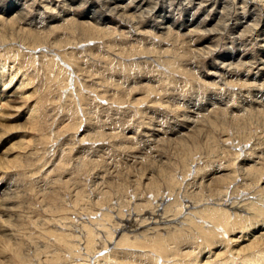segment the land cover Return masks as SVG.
<instances>
[{
  "label": "rangeland",
  "instance_id": "374dc122",
  "mask_svg": "<svg viewBox=\"0 0 264 264\" xmlns=\"http://www.w3.org/2000/svg\"><path fill=\"white\" fill-rule=\"evenodd\" d=\"M115 1L119 2L120 0H115ZM123 1H125L124 3L125 11L124 12H126L127 14L131 13L130 15L131 17H133V21L130 20V17H126V16L119 17V15L115 14V12L109 13V11L103 7V3L101 0H73V1L72 0L71 1L70 0H67V1H64V0H51L50 1L49 0V4H47L48 6L42 4V0H0L1 10L2 11L6 10L5 14H3L2 12V14L0 15V18L5 19L8 15H11L9 18L13 19L12 27L8 29V25L6 23V25H4L5 29H3L2 32L0 33V34H5V35L8 34V38H9L6 43L4 42L6 46L0 47V54L3 56L1 57V59L6 63V66H7L6 70H8L6 71V77L4 78V81L11 79L10 71L12 67L15 66L14 69L16 71L17 69H20L19 67H21L20 69L21 72L19 70L20 74H18L19 76H17L18 78L16 77L17 79H15L14 82L10 84V86L8 85V87H4L2 85V82H0L1 98L4 97V95L6 94L7 97L3 98L4 102L9 99V101H11L10 106L11 107L13 106L12 108L7 107V109L6 108L0 109L1 113L2 111H4L3 113H5L4 115L5 121L3 120V123L2 124L0 123L1 125L0 127L3 128V130L0 128V131H1L0 142H7V144H5L6 145L5 149H2V153L0 152V155L1 154L3 155V156L1 155L0 158L2 160L3 158L7 157L6 155L4 156V152H5L6 154H8V157L11 159H15L18 156L19 157L17 159L18 160L21 159L20 161L16 160L20 163V165L19 163L14 164V165L12 164V166H8L6 164L5 166H7V169H6L7 171L4 170L5 171L4 172L1 170L2 173H5V178H4L5 182L7 181L6 183H9L8 188L5 189V193H3V195L7 194L6 199L8 198L11 199L10 200L11 207L14 210L11 209L9 211H6L7 209L4 210L5 208H3L4 206H2V209L0 210V214H1L0 215V225H1L0 227H2V229L0 230V234L3 233L4 235L13 237V239L11 240L13 244L19 240L16 243L23 244V246H21V250L23 254L26 257H28V259L31 260L30 261L31 264H44V263L49 264L48 262L50 261L52 257V252L50 254V249L51 251H53L52 249L54 248V246L52 245L53 243L52 241L54 239H49L51 238L49 234L46 233V231H43V228H45L44 224H48L49 227L50 225L51 226L55 225L58 230L61 229L63 231H67V233H69V231L72 228L74 229L73 231L76 232V236H79V237L81 236L82 238L83 237L82 235L84 233V230L82 232V229H83L82 224L89 222L88 220H90L89 219L91 218L90 216H94L100 211L99 209L96 213L93 214L90 211V208L92 207V205L90 204V201L94 202L96 197L99 198L101 197L100 195L102 193L109 191L111 189L110 187H112L111 184H114L113 185L114 191L112 192L113 195L115 194H119L120 196L122 194L126 195V193H123L121 191H119L120 193H118V187L120 185H125L127 183L125 181H127L129 177H132L131 179H133V177H136L137 175L136 178L138 179L139 176H141V174L139 173L140 172L139 167L137 165L135 167V162L138 161V158L135 159L133 157L135 156L136 153H138L139 151H141V149L144 148V145L146 143L145 135L146 133L150 134L148 132H152V129L154 130V126L152 125L154 122H156L155 124L160 125V128L163 127L164 125L168 126L169 129L168 128L166 129V127L164 126V130L163 128H161V130L169 132L170 130L173 131V129L179 130L177 125L181 124V122H186L189 120L195 121L196 124L193 126L196 128L194 129L195 131L194 130L193 131L196 132L197 134L193 135L192 137L197 136V138L195 137L194 139L196 140L193 139V141L190 139L191 140L190 145L192 148L194 146L193 148L194 150L195 148L196 149L199 148L200 152L196 153L197 158H200L203 161H205L208 158L209 159L215 158L213 161L215 162L216 165H220V164L227 165L226 163H228L229 161L233 162V159L235 158L236 154L232 152L234 155H230V154H227L228 152H225L224 150H222L226 148V146L229 147L231 145L236 146L240 144L242 145L245 144V145H248L249 147V144H248L250 143L249 139L251 136H254V135H255L254 137L258 138L260 142L264 141V118H263L264 108L262 109V108H249L248 107L249 105L253 106L255 101H262V103H264V94H263L264 93V84H263L264 83L263 82L264 81V78H263L264 77V53H263L264 49H260V45H259V44L264 45V33H263L264 32V18H263L264 14L263 13L261 14V12H264V8L260 6L261 4L259 5L260 1L262 0H250V1L246 0V5L248 4L247 6L238 5L235 3L234 0H224V1L216 0L215 2L208 1V4L206 3L204 4L206 7L204 6L203 8H200L199 5L197 4L205 0H200L197 3H196V0H184V1L183 0H179V1L178 0H128V1L122 0V3ZM63 2L65 3L62 4ZM209 2L211 3V5ZM250 2L254 3V5H251ZM65 4L67 5L65 6ZM189 4H191V6L194 8V13H192L193 10H190L191 11L190 13L185 12L184 9L186 5H189ZM233 5H235L236 8ZM120 7L122 11L123 8L122 6ZM52 8L54 11L52 10ZM251 8L252 9L254 8V9L252 10ZM67 10L69 11L66 13L65 18L69 19V21L59 22L61 25L59 23H58L59 25H56L53 22V20H56L57 17L59 18V16L57 15L59 14L62 15ZM221 10L222 11L224 10V11L222 12ZM244 12H246V16ZM238 13H241L242 16L245 17L244 23L246 24V29L244 31L242 30L238 32L237 35L233 36L231 30L234 29V27L236 29V27L238 26L237 25L238 21L235 20L236 18H238L237 17ZM20 15L21 17H23V19L22 18L20 19ZM160 16L161 17L164 16L163 18H167V19L163 20V18H160ZM227 18H228V21H227ZM18 20L20 22H18ZM75 21L80 22L81 25L76 23ZM162 21H164V23L166 22L165 25H161ZM239 21L241 22L240 19ZM117 22H120V23L117 24ZM82 23L85 24L87 30H84V28L81 27ZM21 24H23L22 25L23 27L21 26ZM76 24L80 26H76ZM91 24L95 25L93 26L94 30L92 31L88 29V27ZM250 24L252 25L254 29L250 27ZM42 27H44L45 29ZM123 27H125V29ZM173 27H174V30H173ZM36 28L39 31H35ZM97 29L100 32L99 34H96ZM22 31H29V32L31 31V33L34 32L33 34L35 35L37 34L36 38L39 39L38 41L41 43H46V45H48V43L49 45L53 43L54 47H51V49H54L55 50L54 53H56L57 55H62V57L58 56L57 58V55L54 57V58H57V60L59 61L58 64L60 67H62V69L58 67L53 68V67L48 66L47 64L48 59L40 56L42 54H45L43 53V50H46L45 48L42 50V52L39 51V53L34 54V55L33 54L31 55L27 52L23 58L18 56V52L16 51V49L18 48L19 45L28 47V45H26L22 40V38H25L26 36L25 32H22ZM140 31L142 33H140ZM201 31L203 32V34L201 33ZM91 33L95 35V38L90 40V42H84V41L81 42L78 45L79 48L74 50L78 54L79 59L78 58L75 59L73 57L72 59H70V53H72L73 51L72 50L73 44L79 42L78 38L81 39L80 37L83 38L85 37V34H91ZM161 33H164V34H161ZM183 33L185 34V37L184 36L182 37V35H184ZM188 33L190 34L188 35ZM145 34L147 35V37ZM175 35H176V38H175ZM173 37L176 39L175 42H174ZM101 38H104V39H101ZM54 40L55 42H53ZM70 40H72L74 43L72 44L69 43V45L66 44ZM258 40H261V42L258 43ZM0 42L3 43V41H0ZM147 42L149 43L151 42L150 43L151 47L148 46L150 44ZM152 43L159 50L156 48L154 49V46L152 45ZM145 46L146 48L148 47L147 49H149L150 54L148 53L149 51L145 49ZM206 46L211 47L210 50L207 47L209 51L206 49ZM214 47H215V50L213 53ZM198 48L201 49V51ZM203 48L207 50L206 54H204L203 51L205 50H203ZM9 49H11L12 51L8 52ZM191 49L193 51H191ZM49 50L50 48H48V50L46 51H49ZM152 50H155V51L152 52ZM185 51H187V54H186V58L184 59L183 54ZM143 55L146 57L143 58L144 57ZM137 56L139 57L143 56V57L139 58ZM231 56L233 58L232 61H235L234 63H232L233 66L232 67L224 66L226 63H227L226 65L231 64V60L226 61V58L228 57L227 59H229ZM140 59H142L141 60L142 63ZM185 61L188 63V66H185ZM69 62L71 63L73 62L74 64H76L77 66L74 65L76 66V68L73 65L71 68H67V64ZM133 63H134V66L132 67ZM138 64H140V68L139 67L134 68V67H137ZM213 65L215 68L221 66V69H222L220 73L217 72V74L219 75L217 81L214 79H210V76H209L213 73H216V71L211 69ZM70 69L71 71H73V76H71L72 78L71 81L68 80V71H70ZM221 74L223 75L225 74V77L223 78V75ZM245 74L247 75L246 76L247 84H245L244 78H243V75ZM23 75H25L27 80L30 81V84L28 86L15 90V87L18 85ZM142 75L143 76L146 75L147 79H149L150 82L147 84L146 82H144L142 83L141 86L137 84L130 85V82L133 81L135 78L143 79ZM255 76H258L257 81L252 80L255 78ZM240 80L243 82V84ZM215 81L220 82L218 83L219 85H215L214 83ZM252 82L253 83L255 82V84H252ZM226 83L229 85H227ZM230 84L234 86H231ZM262 84H263V87H262ZM237 85H240V86H237ZM152 87L155 91H151ZM76 90L77 91L79 90V91L76 92ZM155 92H157V94ZM101 94H104V95H101ZM245 95L246 97H243ZM135 97H137L138 100H141L140 98L146 99L145 97H148V99L147 101L146 100L142 102L139 101L140 103H136L135 101H133ZM230 97L236 98L235 101H234V98H230ZM255 98L257 100H254ZM117 99L119 100L117 101ZM220 99L221 101L224 100V102H226L225 104L223 103V106H225V108L222 107L221 110H220V107H218L217 109H213V107L211 109L209 108L208 110L213 109V114L212 112L210 114V116L213 118L209 116V118L211 119L209 118L207 119L208 115L204 111H203L204 113L201 111V107L203 105H206V107H208L209 103H211L212 101H215L218 104L221 102ZM160 103H162L163 106ZM168 104L171 107H169ZM239 105H241L242 107ZM237 106H238V109H237ZM33 107H36L37 113H38L36 115L35 123H33L31 120L28 119V116H29L28 110H30ZM0 108H1V105H0ZM236 109L238 110V112L239 111L240 112L238 113ZM221 112L224 113V115L222 114L223 116L221 115ZM1 113H0V117L2 115ZM25 113L27 114L25 115ZM218 113L221 116H219ZM194 114L196 116H194ZM214 114H218V115H215L217 116L216 118ZM187 115L189 117H187ZM199 115H200V118L198 117ZM231 115H233L234 117ZM236 115H238L239 117ZM201 116L203 117L201 118ZM204 116L206 118H204ZM191 117L193 120H191ZM249 117L250 119H248ZM146 120L149 122L147 123ZM150 120L153 122L152 124H150L151 123ZM201 121H204V122L202 123ZM214 122L216 124H219V126H217L218 130L217 129L214 130L215 129ZM197 127L199 130H197ZM232 127H234V129ZM87 128L88 129L90 128V129L88 130ZM110 128L115 132L114 133L109 132V131H112V130H109ZM200 128L204 132H200L201 131ZM131 129L133 130L132 132H131ZM81 130L82 132H80ZM87 130L89 131V133ZM99 130H100V134H99ZM134 130H137V131L139 130V131L137 132ZM129 131L132 133L131 134L132 142L133 143L135 142V144L132 143L134 147L133 145H127V146L124 145V142H126V137H124V134L126 135ZM75 133L76 135H74ZM210 133L211 134L214 133L215 135V139H212L211 141H209L210 138L208 139L207 137L209 136ZM232 133L233 135H230ZM91 134H93L94 137H92L93 135L90 136ZM97 135L98 137L100 136L101 140L103 139L102 142H104L103 143L104 145L101 144L102 142H100L101 141L100 138H96ZM216 135L218 137H216ZM72 136L73 138L75 137V139H73ZM87 136L88 137L90 136V137L87 138ZM226 137L228 139L227 143L226 141L224 142ZM82 138L83 140L80 141ZM167 138L165 137L166 141L169 140ZM71 139L74 141L75 140L77 141L74 142V141H71ZM88 139L91 141H89ZM231 139H234V140H231ZM195 141L198 143H196ZM67 142L68 143L70 142L69 146ZM73 142L75 144H73ZM194 142L195 144L193 145ZM71 143H72V146H71ZM91 143L94 147L90 145ZM162 143H164L165 145ZM223 143L225 144L224 147H223L224 145ZM97 144L100 145V147L101 146L102 147L98 148V146H96ZM115 144L116 146H113ZM158 144L160 146H157ZM158 144L153 145L157 149L154 150L155 149L154 147L152 151H150L149 155H151L152 158L162 157L160 158V160L162 159L161 161H164L162 162L163 163L162 165L164 164L169 165L168 168L169 170H171V168H174V167H172V165L169 164V161L167 159L169 160L172 159L174 163L180 162L181 160L178 159L175 155L177 153V150H175V146H172L173 147L172 149L171 145H169V144H173L171 142L169 143L161 142ZM1 145L5 146L4 144H0V146ZM216 145H218V147L216 148L217 149L216 152L215 153L210 152L209 148H211L212 146H216ZM20 146H22V148H20ZM117 146H120V147H117ZM128 146L133 147V148L130 149ZM87 147H89L90 149ZM114 147L117 149L119 148V151L121 153L120 152L118 153L117 149H115ZM123 147H128V148L123 149ZM207 147L209 150L208 152H207ZM82 148L85 150L86 153L82 151L83 150ZM107 148L109 149L111 148V149L109 150ZM159 148H161V151L159 150ZM162 148H164L165 151H163ZM200 148L202 149V151L200 150ZM94 149H97V150H94ZM121 149L123 150L121 151ZM134 149L136 152L133 151ZM88 150L90 152H88ZM106 150L107 152L111 151V154L110 153L106 154L107 153L105 152ZM131 150L133 152H131ZM71 151H73L72 154H71ZM96 151L98 152L95 153ZM203 151L205 154L203 153ZM92 152L94 153L93 155H92ZM104 152L106 154V157H105ZM115 152H117L118 154ZM220 152H223V153H220ZM80 155H81V158L83 157L82 159H80ZM94 155L95 156L100 155V158L99 156L95 157ZM107 155H109L108 158H107ZM117 155H119L118 158H117ZM88 156H89L90 161H88L89 160ZM58 157L59 159H57ZM138 157L140 159H143V158L146 159L144 160L145 162L143 161L142 163L145 164V166L147 165L146 167L148 166L152 167L151 169H155V171H157V169L161 166V165L159 166V164H155V167L151 165L152 163H151V160L149 161V159H152V158L150 156L149 158H147L146 156L145 157L142 156L143 157L142 158L141 155ZM216 159L217 161H215ZM97 160L100 162H97ZM102 160L104 161L105 165L107 164L106 166L104 165ZM62 161L68 162V163H62ZM85 161H86V164L84 163ZM121 161L125 165L122 164ZM59 162L62 163L60 164L61 167L59 165ZM116 162L118 163L116 164ZM127 163L128 165L126 166ZM80 164L84 165L82 166V169H81ZM109 164H113V165H110L111 166L110 167ZM62 165L63 166L66 165V166L63 167ZM85 166L88 167V170ZM93 166L94 167L97 166L98 170L94 168ZM107 166L109 168H107ZM180 166H178V169H181ZM56 168H58V171L60 172H58ZM99 168L101 171L99 170ZM84 170H87V171H84ZM93 172H96V173H93ZM117 172H119V174ZM88 173L90 175H88ZM91 173H93L94 175ZM104 174L106 175V177ZM110 175H112V177H110ZM162 175H163L162 177L166 175L163 180H167V176H169L168 171H163ZM102 176H104L106 179L104 177L101 178ZM61 177L63 179H61ZM114 177H116V180L114 179ZM108 178L110 179V181L108 180ZM53 179H56L58 182L62 181V183L61 182L58 183L57 181ZM179 179H181V176L179 177ZM108 182L109 183L111 182V184H109ZM164 182L166 183V181H163V183ZM66 187H68V189ZM213 188L215 189V187ZM43 189L45 190L46 193H44ZM46 189H48V191H46ZM64 189L67 191H65ZM98 190H100V192ZM79 192H81L80 196L77 197V195H79L78 194ZM3 195L1 196L2 200L4 198ZM82 195H84V197ZM130 195H132V193ZM7 196L9 197L7 198ZM76 197H77V202L75 201ZM114 198L116 199L119 197H114ZM80 202H81V205H80ZM9 217H14L15 221L17 222V225L12 228H9V227L5 228L2 225L6 223H3V222L8 220ZM68 217L70 220H67L68 221L67 222L65 220ZM1 221L3 224L1 223ZM70 226L71 228H69ZM65 229H68V230H65ZM25 239H27V242ZM47 240L49 241L52 240V241L49 242ZM41 245L43 246L41 247ZM59 248L60 250L62 249L66 251L65 252L66 254H65L64 251L61 250L62 254L71 257V252L67 251L66 248H64L62 245H60ZM8 254L9 252L5 253V255L3 256L0 255V261L6 260L8 258L11 260V257L12 258L15 257L14 254L12 255L10 254L8 255ZM45 256L48 258H46ZM78 258L82 259L80 258V256ZM91 264H94V261Z\"/></svg>",
  "mask_w": 264,
  "mask_h": 264
},
{
  "label": "bare ground",
  "instance_id": "6f19581e",
  "mask_svg": "<svg viewBox=\"0 0 264 264\" xmlns=\"http://www.w3.org/2000/svg\"><path fill=\"white\" fill-rule=\"evenodd\" d=\"M51 1V0H50ZM67 1V0H64ZM71 1V0H70ZM73 1V0H72ZM103 3V7L109 11V13H114L118 14L119 17H130V20L133 21V17H131V13L127 14L126 12H124V3L125 1L120 0L119 2H116L115 0H101ZM128 1V0H127ZM179 1V0H178ZM184 1V0H183ZM200 1V0H196V3ZM208 1H213L215 2L216 0H205L203 2H199L197 5H199L200 8H203L206 4H208ZM218 1V0H217ZM221 1V0H220ZM224 1V0H222ZM236 4L238 5H242L245 6L246 5V0H234ZM250 1V0H249ZM69 2V1H68ZM176 2V1H175ZM187 2V1H186ZM212 2V3H213ZM253 2V1H252ZM60 3V2H59ZM65 2H63L62 4H64ZM67 3V2H66ZM72 3V2H71ZM210 3V2H209ZM259 3V2H258ZM257 3V4H258ZM42 4L47 5L49 4V0H42ZM122 4V5H121ZM187 4V3H186ZM226 4V3H225ZM224 4V5H225ZM235 4V5H236ZM251 5H254V3H251ZM256 4V2H255ZM261 4V5H260ZM43 5V6H44ZM67 4H65L66 6ZM149 5V4H148ZM169 5V4H168ZM211 5V3H210ZM233 5V6H235ZM248 5V4H247ZM246 5V6H247ZM259 5L264 8V0L260 1ZM48 6V5H47ZM71 6V5H70ZM123 8V10L121 11V7ZM158 6V5H157ZM227 6V5H226ZM231 6V7H233ZM237 6V5H236ZM235 6V8H236ZM258 6V5H256ZM18 7V6H17ZM46 7V6H45ZM50 7V6H49ZM206 7V6H205ZM223 7V6H222ZM240 7V6H239ZM238 7V8H239ZM22 8V7H21ZM47 8V7H46ZM199 8V9H200ZM221 8V7H220ZM242 8V7H241ZM55 9V7H54ZM69 9V8H67ZM72 9V8H71ZM211 9V8H210ZM252 9V8H251ZM254 9V8H253ZM252 9V10H253ZM51 10V9H50ZM53 10V8H52ZM185 12L190 13V10H193L192 13H194V8L191 6V4L186 5L185 7ZM208 10V9H207ZM251 10V11H252ZM49 11V10H48ZM54 11V10H53ZM69 10H67L66 12H64V14L62 15H57L59 16V18L57 17L56 20H53V22L56 25H59V22H68L69 19L65 18L66 17V13ZM107 11V12H108ZM203 11V10H202ZM222 11V10H221ZM224 11V10H223ZM222 11V12H223ZM227 11V10H226ZM239 11V10H238ZM5 14L6 10L2 11L0 8V15ZM218 12V11H217ZM216 12V13H217ZM243 12V11H242ZM249 12V11H248ZM253 12V11H252ZM256 12V11H255ZM15 13V12H14ZM20 13V12H19ZM201 13V12H200ZM204 13V12H203ZM227 13V12H226ZM225 13V14H226ZM251 13V12H250ZM264 14V12H261V14ZM18 14V13H17ZM213 14V13H212ZM245 16H246V12H244ZM251 15V14H250ZM255 15V14H254ZM11 15H8L5 19L4 18H0V33L2 32L3 29H5L6 23L8 25V29H10V27H12L13 25V19L9 18ZM162 16V15H161ZM160 18H163L161 17ZM178 16V15H177ZM2 17V16H1ZM52 17V16H51ZM237 17L235 20L238 21L237 22V27L235 29H232V35H237L238 32L240 31H244L246 29V24L244 23V19L245 17L242 16L241 13L237 14ZM23 19V17H21L20 15V19ZM222 18V17H221ZM253 18V17H252ZM251 18V19H252ZM264 18V17H263ZM12 19V20H11ZM16 19V18H15ZM19 19V18H18ZM54 19V18H53ZM167 18H163V20H166ZM224 19V18H223ZM239 19L241 20V22L239 21ZM250 19V20H251ZM52 20V19H51ZM233 20V19H232ZM24 21V20H23ZM78 21V20H76ZM75 21V22H76ZM228 21V18H227ZM259 21V20H258ZM18 22H20L18 20ZM226 22V20H225ZM16 23V21H15ZM33 23V22H32ZM59 23V24H58ZM72 23V22H70ZM69 23V24H70ZM74 23V22H73ZM78 24H80V22H76ZM120 22H117V24H119ZM150 23V22H149ZM166 23V22H165ZM164 21L161 22V25H165ZM221 23V22H220ZM252 23V22H251ZM76 24V26H80ZM151 24V23H150ZM20 25V24H19ZM23 24H21L22 26ZM30 25V24H29ZM61 25V24H60ZM75 25V24H74ZM198 25V24H197ZM227 25V24H226ZM224 25V26H226ZM235 25V24H234ZM249 25V24H248ZM26 26V25H25ZM28 26V25H27ZM38 26V25H37ZM75 26V27H76ZM95 25L91 24L88 29L89 30H94ZM199 26V25H198ZM23 27V26H22ZM21 27V28H22ZM30 27V26H29ZM34 27V26H33ZM84 28V30H87L86 26L84 23H82V26ZM150 27V26H149ZM200 27V26H199ZM229 27V26H228ZM250 27H252V25L250 24ZM35 28V27H34ZM44 28V27H42ZM58 28V27H57ZM125 29V27H123ZM135 28V27H134ZM137 28V27H136ZM163 28V27H162ZM170 28V27H169ZM221 28V27H220ZM253 28V27H252ZM259 28V27H258ZM256 28V29H258ZM23 29V28H22ZM40 29V28H39ZM45 29V28H44ZM43 29V30H44ZM150 29V28H149ZM153 29V28H152ZM159 29V28H158ZM157 29V30H158ZM198 29V28H197ZM201 29V28H200ZM254 29V28H253ZM13 30V29H12ZM26 30V28H25ZM30 30V29H29ZM42 30V29H41ZM69 30V29H68ZM167 30V29H166ZM174 30V27H173ZM187 30V29H186ZM35 31H39L36 30ZM116 31V30H115ZM122 31V30H121ZM137 31V30H136ZM147 31V30H146ZM152 31V30H151ZM150 31V32H151ZM156 31V30H155ZM196 31V30H195ZM207 31V30H206ZM247 31V30H246ZM255 31V30H254ZM263 31V30H262ZM25 32L26 36L25 38H22L23 42L28 45V47H25L23 45H19L18 48L16 49V51L18 52V56H20L21 58H23L26 53L28 52L29 54H37L39 53V51L42 52V50L45 48L46 50H48V48H50L49 51L43 50V53L40 56L45 57L48 59V66L49 67H53V68H60L62 69V67L59 66V61L57 60L58 56L62 55H57L54 49H51V47H54L53 43H51L49 45H46V43H41L39 42L36 37L35 34L31 33V31H22ZM123 32V31H122ZM154 32V31H153ZM157 32V31H156ZM161 32V31H160ZM188 32V31H187ZM194 32V31H193ZM5 33V32H3ZM39 33V32H38ZM100 32L98 31V29L96 30V34H99ZM102 33V32H101ZM104 33V32H103ZM119 33V32H118ZM139 33V32H138ZM140 33H142L140 31ZM152 33V32H151ZM150 33V34H151ZM177 33V32H176ZM192 33V32H191ZM201 33L203 34V32L201 31ZM229 33V31H228ZM264 33V32H263ZM164 34V33H161ZM184 34V33H183ZM190 33H188L189 35ZM240 34V33H239ZM256 34V33H254ZM40 35V34H39ZM146 35V34H145ZM166 35V34H165ZM182 35V34H181ZM180 35V37H181ZM187 35V34H186ZM185 37V34L182 35V37ZM193 36V35H192ZM205 36V35H204ZM230 36V35H229ZM240 36V35H239ZM238 36V37H239ZM258 36V34H257ZM256 36V38H257ZM102 37V36H101ZM147 37V35H146ZM189 37V36H188ZM231 37V36H230ZM81 39L78 38L79 42L73 44L72 46V53H70V59L78 58V54L74 51L75 49L79 48L78 45L81 42H90V40L95 38V35L93 33L91 34H85V37H80ZM174 38V37H173ZM176 38V35H175ZM174 38V42L175 39ZM234 38V37H233ZM8 34H0V47H4L6 46V42L8 41ZM64 39V38H63ZM77 39V38H75ZM104 39V38H101ZM235 39V38H234ZM261 39V38H260ZM11 40V39H10ZM47 40V39H46ZM197 40V39H196ZM227 40V39H226ZM239 40V39H238ZM262 40V39H261ZM261 40H258V43L261 42ZM164 41V40H163ZM263 41V40H262ZM5 42V43H4ZM55 42V40L53 41ZM185 42V41H184ZM239 42V41H238ZM66 43V42H65ZM69 43H74L72 40L68 41L66 44L69 45ZM149 43V42H147ZM151 43V42H150ZM149 43V44H150ZM236 43V42H235ZM55 44V43H54ZM70 44V45H71ZM189 44V43H188ZM53 45V46H52ZM109 45V44H108ZM111 45V44H110ZM153 45V43H152ZM191 45V43H190ZM201 45V44H200ZM258 45V44H257ZM260 45V49H264V45ZM62 46V45H61ZM147 46V45H146ZM145 46V49L149 51V49H147ZM149 47H151V44L148 45ZM154 46V45H153ZM210 46V45H209ZM219 46V45H218ZM228 46V45H226ZM240 46V45H239ZM242 46V45H241ZM31 47V48H30ZM112 47V46H111ZM142 47V46H140ZM205 47V46H203ZM208 46H206L207 49ZM238 47V46H237ZM243 47V46H242ZM12 48V46H11ZM14 48V47H13ZM24 48V49H23ZM156 48V46H154V49ZM176 48V47H174ZM193 48V47H192ZM209 50L211 47H208ZM239 48V47H238ZM15 49V48H14ZM64 49V48H63ZM124 49V48H123ZM151 49V48H150ZM158 49V48H156ZM189 49V48H188ZM195 49V48H194ZM199 49V48H198ZM197 49V50H198ZM236 49V48H235ZM240 49V48H239ZM238 49V50H239ZM81 50V49H80ZM159 50V49H158ZM161 50V49H160ZM165 50V48H164ZM169 50V49H168ZM196 50V49H195ZM201 51V49H199ZM203 50H205L203 48ZM208 50V49H207ZM207 50L203 51L204 54H206ZM208 50V51H209ZM215 47L213 49V53H214ZM12 50L9 49L8 52H11ZM14 51V50H13ZM145 51V50H144ZM155 50H152V52ZM157 51V50H156ZM173 51V50H172ZM190 51V50H189ZM191 51H193L191 49ZM218 51V50H217ZM87 52V51H86ZM94 52V51H93ZM158 52V51H157ZM169 52V51H168ZM13 53V52H12ZM129 53V52H128ZM150 54V51L148 52ZM212 53V54H213ZM264 53V51H263ZM165 54V53H164ZM173 54V53H172ZM186 54L187 51L184 52L183 54V58H186ZM195 54V53H194ZM199 54V53H198ZM230 54V53H229ZM241 54V53H240ZM57 55V58H54ZM153 55V54H152ZM179 55V54H178ZM200 55V54H199ZM218 55V54H217ZM12 56V55H11ZM132 56V55H131ZM144 56V55H143ZM141 56V57H143ZM159 56V54H158ZM182 56V55H181ZM242 56V55H241ZM260 56V55H259ZM263 56V55H262ZM1 57H3L0 54V82H2V85L4 87H8V85L10 86V84H12L14 82L15 79H17L19 76L18 74H20L21 72V67H19L20 69H17V71L14 69V67H12L11 71H10V80L4 81V78L6 77V63L1 59ZM125 57V56H124ZM135 57V56H134ZM139 57V56H137ZM136 57V58H137ZM139 57V58H141ZM146 56H144L143 58H145ZM148 57V56H147ZM237 57V56H236ZM244 57V56H243ZM248 57V56H247ZM36 58V57H35ZM112 58V57H111ZM156 58V57H155ZM228 58V57H227ZM226 61H230L231 60V64L230 65H224L226 67L229 66H233L232 63H234L235 61H232L233 58L232 56L227 59ZM259 58V57H258ZM79 59V58H78ZM152 59V58H151ZM157 59V58H156ZM162 59V58H161ZM168 59V58H167ZM172 59V58H171ZM36 60V59H35ZM61 60V59H60ZM133 60V59H132ZM142 59H140L141 61ZM150 60V59H149ZM163 60V59H162ZM70 61V60H69ZM128 61V60H127ZM145 61V60H144ZM193 61V60H192ZM244 61V60H243ZM61 62V61H60ZM74 62V61H73ZM69 62L67 64V68H71L72 65H76L74 63ZM123 62V61H122ZM130 62V61H129ZM146 62V61H145ZM151 62V61H150ZM153 62V61H152ZM165 62V61H164ZM222 62V61H221ZM64 63V62H63ZM142 63V61H141ZM219 63V62H217ZM216 63V64H217ZM123 64V63H122ZM154 64V63H153ZM229 64V63H228ZM243 64V63H242ZM21 65V64H20ZM131 65V64H130ZM221 65V64H220ZM246 65V64H245ZM13 66V65H12ZM19 66V65H18ZM77 66V65H76ZM76 66H74L76 68ZM134 66V63L132 64V67ZM157 66V65H155ZM185 66H188V63L185 61ZM238 66V65H237ZM82 67V66H80ZM89 67V66H88ZM140 68V64H138L137 67L134 68ZM184 67V66H183ZM230 67V68H231ZM250 67V66H249ZM11 68V67H10ZM175 68V67H173ZM229 68V69H230ZM234 68V67H233ZM263 68V67H262ZM180 69V68H178ZM212 70L216 71V73H213L210 76V79H214L217 81L218 79V74L217 72H221V66L220 67H213L211 68ZM226 69V68H225ZM228 69V68H227ZM20 70V72H19ZM68 70V69H67ZM74 70V69H72ZM76 70V69H75ZM89 70V69H88ZM154 70V69H153ZM161 70V69H160ZM177 70V69H176ZM188 70V69H186ZM207 70V69H206ZM184 71V70H183ZM233 71V70H232ZM253 71V70H252ZM19 72V73H18ZM60 72V71H59ZM77 72V71H76ZM189 72V71H188ZM209 73V72H208ZM207 73V74H208ZM235 73V72H234ZM245 73V72H244ZM86 74V73H85ZM196 74V73H195ZM210 74V73H209ZM254 74V73H253ZM175 75V74H174ZM223 75V74H221ZM57 76V75H56ZM71 76H73V71H68V80H72ZM79 76V75H78ZM143 76V75H142ZM203 76V75H202ZM206 76V75H205ZM234 76V75H233ZM247 75H243L244 78V82L245 84H247ZM17 77V78H16ZM58 77V76H57ZM80 77V76H79ZM225 77V74L223 75V78ZM238 77V76H237ZM142 78V77H141ZM177 78V77H176ZM221 78V77H220ZM253 78V77H252ZM264 78V77H263ZM3 79V80H2ZM84 79V78H83ZM109 79V78H108ZM114 79V78H113ZM201 79V78H200ZM235 79V78H234ZM242 79V78H241ZM31 80V79H30ZM129 80V79H128ZM239 80V79H238ZM257 81L258 80V76H255L254 79ZM214 82L215 85H219L218 83L220 82ZM241 81V80H240ZM103 82V81H102ZM113 82V81H112ZM146 82L149 83L150 80L147 79V76H143V79H137L135 78L133 81L130 82L131 84H137V85H142V83ZM153 82V81H152ZM157 82V81H156ZM159 82V81H158ZM208 82V81H206ZM211 82V81H210ZM223 82V81H222ZM221 82V83H222ZM228 82V81H227ZM233 82V81H232ZM242 82V81H241ZM264 82V81H263ZM96 83V82H95ZM170 83V82H169ZM30 84V81L27 80L26 76L23 75L22 78L20 79L18 85L15 87V90L28 86ZM97 84V83H96ZM115 84V83H114ZM163 84V83H162ZM212 84V83H211ZM210 84V85H211ZM227 84V83H226ZM243 84V82H242ZM252 84H255V82ZM264 84V83H263ZM262 84V87H263ZM71 85V83H70ZM120 85V84H119ZM167 85V84H166ZM183 85V84H182ZM229 85V84H227ZM231 85V84H230ZM259 85V84H258ZM213 86V85H212ZM234 86V85H231ZM230 86V87H231ZM240 86V85H237ZM256 86V85H255ZM98 87V86H97ZM163 87V86H162ZM161 87V88H162ZM227 87V86H226ZM258 87V86H257ZM28 88V87H27ZM104 88V87H103ZM115 88V87H114ZM132 88V86H131ZM252 88V87H251ZM254 88V87H253ZM78 89V88H77ZM83 89V88H82ZM92 89V88H91ZM149 89V88H148ZM167 89V88H166ZM256 89V87H255ZM261 89V88H260ZM79 91V90H78ZM76 90V92H78ZM151 91H155L153 89V87L151 88ZM235 91V90H234ZM81 92V91H80ZM171 92V91H170ZM190 92V91H189ZM250 92V91H249ZM258 92V91H257ZM143 93V92H142ZM157 94V92H155ZM251 93V92H250ZM256 93V91H255ZM1 94V92H0ZM63 94V93H62ZM81 94V93H80ZM126 94V93H125ZM160 94V93H159ZM212 94V93H211ZM220 94V93H219ZM230 94V92H229ZM237 94V93H236ZM241 94V93H240ZM264 94V93H263ZM82 95V94H81ZM98 95V94H97ZM104 95V94H101ZM114 95V94H113ZM143 95V94H142ZM210 95V94H209ZM213 95V94H212ZM227 95V94H226ZM239 95V94H238ZM243 95V94H242ZM255 95V94H254ZM148 96V95H147ZM233 96V95H232ZM248 96V95H247ZM253 96V95H252ZM261 96V95H260ZM6 94L4 95V97L1 98L0 96V105L1 108L0 109H7L10 108V103L11 101H9V99L7 101L4 102L3 98H6ZM144 97V96H143ZM167 97V96H166ZM227 97V96H226ZM240 97V96H239ZM243 97H246L243 96ZM242 97V99H243ZM146 99H142L138 100L137 97L134 98L133 101H135L136 103H140L142 101H147L148 97H145ZM230 98H234V97H230ZM62 99V98H61ZM123 99V98H121ZM172 99V98H171ZM224 99V98H223ZM236 98H234L235 101ZM245 99V98H244ZM253 99V98H252ZM3 100V101H2ZM119 99H117L118 101ZM169 100V99H168ZM167 100V101H168ZM194 100V99H193ZM228 100V99H227ZM230 100V99H229ZM247 100V99H246ZM254 100H257L256 98ZM263 100V99H262ZM140 101V102H139ZM172 101V100H171ZM221 101V99H220ZM245 101V100H243ZM242 101V102H243ZM4 102V103H3ZM151 102V101H150ZM157 102V101H156ZM169 102V101H168ZM239 102V101H238ZM248 102V101H247ZM78 103V102H77ZM153 103V102H152ZM167 103V102H166ZM171 103V102H170ZM223 103L225 104L226 102H224V100H222L220 103L217 104V102L212 101L211 103H209L208 107H206V105H203L201 107V111L207 113V119L209 118L211 112L213 114V109H217L218 107L221 108H225V106H223ZM237 103V102H236ZM135 104V103H134ZM162 105V103H160ZM218 106H217V105ZM244 104V103H243ZM169 105V104H168ZM159 106V105H158ZM163 106V105H162ZM166 106V105H165ZM228 106V105H227ZM241 106V105H239ZM13 107V106H12ZM11 107V108H12ZM115 107V106H114ZM124 107V106H123ZM161 107V106H160ZM167 107V106H166ZM169 107H171L169 105ZM180 107V106H179ZM213 107L212 110H208L209 108L211 109ZM236 107V106H235ZM234 107V108H235ZM242 107V106H241ZM244 107V106H243ZM249 108H264V103H262V101H255L254 105L248 106ZM227 108V107H226ZM248 108V109H249ZM86 109V108H85ZM176 109V108H175ZM174 109V110H175ZM233 109V108H232ZM231 109V110H232ZM238 109V106H237ZM236 109V111L238 112V110ZM180 110V109H179ZM229 110V109H228ZM247 110V108H246ZM261 110V109H260ZM264 110V109H263ZM140 111V110H139ZM219 111V110H218ZM262 111V110H261ZM4 111H2V115L0 117V123H3L4 120V115L5 113H3ZM28 119L31 120L33 123H35V119H36V115L37 113V109L36 107L31 108L30 110H28ZM203 112V113H204ZM216 112V111H215ZM240 112V111H239ZM238 112V113H239ZM243 112V111H242ZM250 112V110H249ZM248 112V113H249ZM256 112V110H255ZM260 112V111H259ZM81 113V112H80ZM83 113V112H82ZM139 113V112H138ZM229 113V112H228ZM236 113V112H235ZM246 113V112H245ZM264 113V112H263ZM262 113V114H263ZM27 113H25L26 115ZM116 114V113H115ZM142 114V112H141ZM144 114V113H143ZM172 114V113H171ZM202 114V113H201ZM200 114V115H201ZM219 114V113H218ZM218 114H214L218 115ZM224 115L223 112H221V115ZM10 115V114H9ZM140 115V114H139ZM145 115V114H144ZM200 115L198 116L200 118ZM219 114V116H221ZM222 115V116H223ZM230 115V114H229ZM251 115V113H250ZM257 115V114H256ZM261 115V114H260ZM264 115V114H263ZM88 116V115H87ZM94 116V115H93ZM128 116V115H127ZM126 116V117H127ZM165 116V115H164ZM183 116V115H182ZM194 116H196L194 114ZM233 116V115H231ZM238 116V115H236ZM243 116V115H242ZM186 117V116H185ZM187 117H189L187 115ZM193 117V116H192ZM191 117V120H193ZM203 116H201L202 118ZM211 117V116H210ZM217 116H215L216 118ZM234 117V116H233ZM239 117V116H238ZM241 117V116H240ZM247 117V116H246ZM255 117V116H254ZM262 117V116H261ZM153 118V117H152ZM194 118V117H193ZM198 118V119H199ZM204 118H206L204 116ZM213 118V117H211ZM209 118V119H211ZM220 118V117H219ZM227 118V117H226ZM257 118V117H256ZM264 118V116H263ZM135 119V118H134ZM149 119V118H147ZM155 119V118H154ZM250 119V117L248 118ZM152 120V119H151ZM150 120V121H151ZM188 120V119H187ZM197 120V118H196ZM206 120V119H205ZM231 120V119H230ZM233 120V118H232ZM5 121V120H4ZM130 121V120H129ZM147 121V120H146ZM153 121V120H152ZM151 121L150 124H152L153 122ZM250 121V120H249ZM149 121H147L148 123ZM197 122V121H196ZM202 123L204 121H201ZM208 122V121H207ZM216 122V121H215ZM214 122V123H215ZM220 122V121H219ZM253 122V121H252ZM251 122V123H252ZM255 122V121H254ZM31 123V122H30ZM143 123V122H142ZM145 123V121H144ZM156 122H154L152 125L154 126V130L152 129V132H148L150 134L145 135L146 138V143L144 145V148L141 149V151H139L138 153L135 154V156L133 158L137 159L138 161L135 162V167L136 165L139 167L140 170V174L141 176H139V178L137 179V175L136 177H133V179H131L132 177H129V179L125 182H127L125 185H120L118 187V193H120L119 191L126 193V195L122 194L121 196L119 194H115L113 195L112 192L114 191L113 189V185L111 184V182L109 184H111L112 187H110L113 190H109L105 193H102L99 197L94 200V202L90 201V204L92 205V207H88L90 208V211L94 214L96 213L99 209L100 211L95 214L94 216H90L91 218H89L90 220H88L89 222H86L83 225V229L82 232L84 230L83 233V237L81 238V236H76V232H74L71 228V226L69 228H71V230L69 231V233H67V231H63V230H58L56 228V226H51L49 227L48 224H44L45 228H43V231H46V233L49 234V236L51 238L49 239H54L52 241V245L54 246V248L52 249L53 251H51L50 249V254L52 252V257L50 259V261L48 262L49 264H91L94 261V264H264V141L260 142L258 140V138L251 136L249 139V147L248 145H231L229 147L226 146V148L222 149L225 152H228L227 154L230 155H234L236 154L235 158L233 159V162L231 163L230 161L228 163L225 164H220V165H216L215 162L213 161L215 158H208L205 161H203L200 158L196 157V153L200 152L199 148L195 150L191 147L190 142L191 140L193 141V139L197 136L192 137L193 135L197 134L196 132H194L195 128L193 125H195V121H186V122H181V124H178L177 127L179 130H174L173 131H162L161 128H163L164 130V126L160 128V125L155 124ZM171 123V122H170ZM231 123V122H230ZM250 123V125H251ZM62 124V123H61ZM89 124V123H88ZM136 124V123H135ZM169 124V123H168ZM167 124V125H168ZM241 124V123H240ZM259 124V123H258ZM32 125V124H31ZM93 125V124H92ZM114 125V124H113ZM126 125V124H125ZM205 125V124H204ZM214 130H218L219 124H214ZM221 125V124H220ZM1 126V125H0ZM99 126V125H98ZM141 126V125H140ZM174 126V125H173ZM240 126V125H239ZM259 126V125H258ZM6 127V126H5ZM37 127V126H36ZM92 127V126H91ZM138 127V126H137ZM150 127V125H149ZM166 129L168 128V126H165ZM246 127V126H245ZM1 128V127H0ZM38 128V127H37ZM95 128V127H94ZM101 128V127H100ZM99 128V129H100ZM103 128V127H102ZM135 128V127H134ZM139 128V127H138ZM226 128V126H225ZM224 128V129H225ZM234 129V127H232ZM3 130V128H1ZM79 129V128H78ZM88 129V128H87ZM90 129V128H89ZM88 129V130H89ZM105 129V128H104ZM114 129V128H113ZM136 129V128H135ZM165 129V130H166ZM169 129V128H168ZM232 129V131H233ZM14 130V129H13ZM65 130V129H63ZM86 130V129H85ZM87 130V131H88ZM107 130V129H106ZM109 130H112L111 128ZM124 130V129H123ZM144 130V129H143ZM194 130V131H193ZM197 130L198 127H197ZM196 130V131H197ZM201 130V128H200ZM221 130V129H220ZM228 130V129H227ZM231 130V129H229ZM255 130V129H254ZM79 131V130H78ZM86 131V132H87ZM133 130L131 129V132ZM137 131V130H134ZM139 131V130H138ZM137 131V132H138ZM82 132V130L80 131ZM104 132V131H103ZM102 132V133H103ZM109 132H115V131H109ZM118 132V131H117ZM120 132V131H119ZM130 131L125 135L124 137H126V142H124V145H133L135 144V142L133 143L131 138V133ZM141 132V131H140ZM200 132H204V131H200ZM199 132V134H200ZM226 132V131H225ZM237 132V131H235ZM261 132V131H259ZM78 133V132H77ZM85 133V132H84ZM89 133V131H88ZM93 133V132H92ZM98 133V132H96ZM125 133V132H124ZM134 133V132H133ZM216 133V132H215ZM250 133V132H249ZM256 133V132H254ZM253 133V134H254ZM1 134V131H0ZM81 134V133H80ZM99 134H100V130H99ZM105 134V133H104ZM117 134V133H116ZM137 134V133H136ZM217 134V133H216ZM222 134V132H221ZM236 134V133H235ZM243 134V133H242ZM252 134V135H253ZM259 134V133H258ZM76 135V133L74 134ZM93 134H91L90 136H92ZM96 135V134H95ZM139 135V134H138ZM144 135V134H143ZM208 135V134H206ZM229 135V134H228ZM230 135H233L230 134ZM261 135V134H260ZM263 135V134H262ZM1 136V135H0ZM89 136V137H90ZM115 136V135H114ZM119 136V135H118ZM259 136V135H258ZM85 137V136H84ZM87 136V138H89ZM94 137V135L92 136ZM106 137V136H105ZM116 137V136H115ZM136 137V136H135ZM143 137V136H142ZM165 137L169 140L166 141ZM199 137V136H198ZM208 139L210 138L209 141H211L212 139H215V135L213 134H209V136H207ZM216 137H218L216 135ZM235 137V135H234ZM239 137V136H238ZM242 137V136H241ZM71 138V137H70ZM73 138V136H72ZM96 138H100V136ZM107 138V137H106ZM120 138V137H119ZM138 138V137H137ZM144 138V137H143ZM200 138V137H199ZM229 138V137H228ZM75 139V137L73 138ZM80 139V138H78ZM91 139V138H90ZM110 139V137H109ZM113 139V138H112ZM191 139V140H190ZM207 139V140H208ZM221 139V138H220ZM219 139V140H220ZM235 139V138H234ZM231 139V140H234ZM260 139V138H259ZM83 138L80 140L82 141ZM89 140V139H88ZM87 140V141H88ZM97 140V139H96ZM101 140V138H100ZM99 140V141H100ZM103 140V139H102ZM102 140L100 142H102ZM107 140V139H105ZM117 140V139H116ZM196 140V139H194ZM199 140V139H198ZM197 140V141H198ZM203 140V139H202ZM222 140V139H221ZM261 140V139H260ZM2 141V140H1ZM27 141V140H26ZM71 141H74L71 139ZM77 140H75L74 142H76ZM91 141V140H89ZM88 141V142H89ZM93 141V140H92ZM98 141V142H99ZM111 141V140H110ZM109 141V142H110ZM136 141V140H135ZM139 141V140H138ZM142 141V140H141ZM223 141V140H222ZM228 141L227 137L225 138L224 142ZM73 142V144H75ZM85 142V141H84ZM96 142V141H95ZM121 142V140H120ZM119 142V143H120ZM161 142H166V143H173V144H169L172 146H175V150H177V153L175 154L176 157L178 159H180L181 161L178 163H174L171 160L167 159L169 161V164L172 165L171 170H169V165L164 164L162 165L164 161H161L160 158H152L151 155H149L150 151H152V149L155 147L153 145H156L158 143ZM196 142V141H195ZM195 142L193 143V145L195 144ZM217 142V141H216ZM235 142V141H234ZM90 143V142H89ZM94 143V142H93ZM104 142H102L101 144H103ZM107 143V142H106ZM113 143V142H111ZM115 143V142H114ZM133 143V144H132ZM198 143V142H196ZM241 143V142H240ZM0 144H7V142H0ZM66 144V143H65ZM68 146L70 144V142L68 143ZM108 144V143H107ZM164 144V143H162ZM161 144V145H162ZM218 144V143H217ZM224 144V143H223ZM222 144V145H223ZM82 145V144H81ZM92 145V143L90 144ZM104 145V144H103ZM112 145V144H111ZM120 145V144H119ZM141 145V144H140ZM139 145V146H140ZM165 145V144H164ZM24 146V144H23ZM72 146V143H71ZM70 146V147H71ZM83 146V145H82ZM89 146V145H88ZM93 146V145H92ZM98 146V148L100 147V145H96ZM107 146V145H106ZM113 146H116L113 145ZM121 146V145H120ZM117 146V147H120ZM138 146V145H136ZM157 146H160L159 144ZM201 146V145H200ZM206 146V145H205ZM204 146V147H205ZM208 146V145H207ZM225 146V144L223 145V147ZM0 152L2 153V149H5V146H0ZM94 147V146H93ZM102 147V146H101ZM100 147V148H101ZM129 147V146H128ZM128 147H123V149L128 148ZM134 147V145H133ZM133 147H129L130 149H132ZM163 147V146H162ZM211 147V146H210ZM218 147V145L216 146H212L211 148H209L210 152H216V148ZM20 148H22V146H20ZM81 148V147H80ZM89 148V147H87ZM97 148V147H96ZM97 148V149H98ZM112 148V147H111ZM110 148V149H111ZM115 148V147H114ZM138 148V147H137ZM221 148V146H220ZM67 149V148H66ZM71 149V148H70ZM83 149V148H82ZM90 149V148H89ZM92 149V147H91ZM94 149V150H97ZM109 149V148H107ZM109 149V150H110ZM117 149V148H115ZM121 149V151L123 150ZM129 149V150H130ZM136 149V148H135ZM135 149L133 151H135ZM139 149V148H138ZM157 148L155 147L154 150H156ZM173 149V147H172ZM205 149V148H204ZM74 150V149H72ZM128 150V149H127ZM159 150L161 151V148H159ZM163 151L164 148H162ZM200 150L202 151V149L200 148ZM208 147H207V152L209 151ZM228 150V151H226ZM232 150V151H231ZM64 151V150H63ZM83 152H85V150H82ZM87 151V150H86ZM92 151V150H91ZM100 151V150H98ZM98 151H96L95 153H97ZM126 151V150H125ZM131 150V152H133ZM170 151V150H169ZM168 151V152H169ZM4 152V151H3ZM73 151H71L72 154ZM88 152H90L88 150ZM107 152V150L105 151ZM104 152V154H105ZM114 152V151H113ZM117 152L119 153V148L117 149ZM115 152V153H117ZM127 152V151H126ZM136 152V151H135ZM158 152V151H157ZM182 152V153H181ZM234 154H233V153ZM86 153V152H85ZM84 153V154H85ZM110 153L107 152L106 154ZM117 153V154H118ZM121 153V152H120ZM154 153V151H153ZM166 153V152H165ZM204 153V151H203ZM223 153V152H220ZM23 154V153H22ZM68 154V153H67ZM66 154V155H67ZM70 154V155H71ZM80 154V153H79ZM94 153L92 152V155ZM103 154V153H101ZM105 154V157H106ZM130 154V153H129ZM161 154V152H160ZM205 154V153H204ZM225 154V153H224ZM2 155V154H1ZM0 155V156H1ZM7 156L6 158H3L1 160L0 158V210L2 209V206H4L3 208H5L4 210L9 211L12 209L11 207V199L8 198L9 196H7L8 199H6V195H3V193H5V189L8 188V184L6 183L4 178H5V173H2V171H7V166H5L6 164L8 166H12V164H18L20 160H18L16 157L15 159H11L8 157V154H6L4 152V156ZM60 155V154H59ZM62 155V154H61ZM69 155V156H70ZM89 155V154H88ZM122 155V154H120ZM146 156L147 158H149V156L152 159H149V161L151 160V165H153L155 167V164H159V168L157 169V171H155V169H151L152 167L148 166L146 167L145 164H143L142 162L146 159H140L138 156ZM154 155V154H153ZM158 155V154H157ZM3 156V155H2ZM21 156V154H20ZM64 156V155H63ZM75 156V155H74ZM95 156V155H94ZM100 158V155H98ZM95 156V157H98ZM164 156V155H163ZM198 156V155H197ZM209 156V155H208ZM207 156V157H208ZM212 156V155H211ZM225 156V155H224ZM23 157V155H22ZM78 157V156H77ZM87 157V156H86ZM85 157V158H86ZM103 157V156H102ZM101 157V158H102ZM104 157V158H105ZM109 157V155H107V158ZM113 157V155H112ZM119 157V155H117V158ZM214 157V156H213ZM218 157V156H217ZM233 157V156H231ZM68 158V156H67ZM66 158V159H67ZM70 158V157H69ZM83 158V157H82ZM81 155H80V159ZM98 158V159H99ZM106 158V159H107ZM130 158V157H129ZM167 158V157H166ZM226 158V157H225ZM59 159V157L57 158ZM65 159V160H66ZM89 159V156H88ZM105 159V160H106ZM159 159V160H157ZM177 159V160H178ZM18 160V161H16ZM62 160V159H61ZM78 160V159H77ZM84 160V159H83ZM94 160V159H93ZM111 160V159H110ZM134 160V159H133ZM132 160V161H133ZM142 160V161H140ZM166 160V159H165ZM176 160V161H177ZM81 161V160H80ZM90 161V159L88 160ZM103 161V160H102ZM125 161V160H124ZM128 161V160H127ZM217 161V159L215 160ZM221 161V160H220ZM228 161V160H227ZM58 162V161H57ZM61 162V161H60ZM59 165L62 163H68V162H63L60 163ZM82 162V161H81ZM95 162V161H94ZM97 162H100L97 160ZM113 162V161H112ZM122 162V161H121ZM145 162V161H144ZM148 162V161H147ZM167 162V161H166ZM165 162V163H166ZM54 163V162H53ZM52 163V164H53ZM83 163V162H82ZM86 164V161L84 162ZM88 163V162H87ZM93 163V162H92ZM96 163V162H95ZM102 163V162H101ZM104 163V161H103ZM102 163V164H103ZM118 162H116L117 164ZM134 163V162H133ZM149 163V162H148ZM221 163V162H220ZM56 164V163H55ZM72 164V163H71ZM91 164V163H90ZM97 164V163H96ZM95 164V165H96ZM115 164V162H114ZM122 164H124L122 162ZM147 164V163H146ZM20 165V163H19ZM48 165V164H47ZM46 165V166H47ZM68 165V164H67ZM81 165V169H82V164ZM99 165V164H98ZM105 165V163H104ZM103 165V166H104ZM107 165V164H106ZM105 165V166H106ZM113 165V164H109ZM119 165V164H118ZM125 165V164H124ZM128 165V163L126 164V166ZM181 165V166H180ZM54 166V165H52ZM58 166V164H57ZM63 166V165H62ZM66 166V165H65ZM63 166V167H65ZM92 166V165H91ZM90 166V168H91ZM117 166V165H115ZM122 166V165H121ZM133 166V165H132ZM178 166L181 167V169H178ZM61 167V165H60ZM76 167V166H75ZM86 167V166H85ZM94 167V166H93ZM111 167V166H110ZM11 168V167H10ZM59 168V167H58ZM58 168H56V170L58 171ZM84 168V167H83ZM88 170V167H86ZM94 168L97 169V166H95ZM104 168V167H103ZM107 168H109L107 166ZM119 168V167H118ZM125 168V166H124ZM131 168V167H130ZM53 169V168H52ZM93 169V168H92ZM106 169V168H105ZM128 169V168H126ZM163 169V170H162ZM2 170V171H1ZM10 170V169H9ZM50 170V169H49ZM84 170V171H87ZM95 170V169H94ZM98 170V169H97ZM100 170V168H99ZM111 170V169H110ZM4 171V172H5ZM53 171V170H52ZM56 171V172H57ZM79 171V169H78ZM83 171V172H84ZM90 171V169H89ZM88 171V172H89ZM101 171V170H100ZM121 171V170H120ZM163 171H168V175L167 176V180H163L165 178L162 177L163 175ZM48 172V171H47ZM55 172V173H56ZM60 172V171H58ZM113 172V171H112ZM122 172V171H121ZM46 173V172H45ZM54 173V172H52ZM78 173V172H76ZM90 173V172H89ZM88 173V175H90ZM96 173V172H93ZM91 173V174H93ZM119 174V172H117ZM166 173V172H165ZM164 173V174H165ZM8 174V173H7ZM57 174V173H56ZM55 174V175H56ZM80 174V173H79ZM117 174V175H118ZM121 174V173H120ZM131 174V173H130ZM139 174V175H140ZM46 175V174H45ZM44 175V176H45ZM52 175V174H51ZM58 175V174H57ZM78 175V174H77ZM94 175V174H93ZM105 175V174H104ZM116 175V174H115ZM67 176V175H66ZM70 176V175H69ZM181 176V179H179V177ZM49 177V176H48ZM104 176H102L101 178H103ZM106 177V175H105ZM104 177V178H105ZM110 177H112V175H110ZM109 177V178H110ZM46 178V177H45ZM59 178V177H58ZM68 178V177H67ZM95 178V177H94ZM108 178V180L110 181V179ZM119 178V177H118ZM61 179H63L61 177ZM87 179V178H86ZM99 179V178H98ZM106 179V178H105ZM114 179L116 180V177H114ZM49 180V179H48ZM55 181H57L56 179H53ZM95 180V179H94ZM64 181V180H63ZM96 181V180H95ZM102 181V179H101ZM104 181V180H103ZM113 181V180H112ZM163 181H166V183ZM58 182V181H57ZM56 182V183H57ZM62 183V181H59ZM58 182V183H59ZM67 182V181H66ZM70 182V180H69ZM50 183V182H49ZM107 183V182H106ZM68 184V183H67ZM66 184V185H67ZM70 184V183H69ZM100 184V183H99ZM103 184V183H102ZM48 185V184H47ZM84 185V184H83ZM98 185V183H97ZM96 185V187H97ZM101 185V184H100ZM99 185V187H100ZM108 185V184H107ZM54 186V185H53ZM77 186V185H76ZM75 186V187H76ZM102 186V185H101ZM110 186V185H109ZM197 186V187H195ZM98 187V188H99ZM190 187V188H189ZM215 187V189L213 188ZM45 188V187H44ZM68 189V187H66ZM65 188V189H66ZM73 188V187H72ZM71 188V189H72ZM103 188V187H102ZM64 189V190H65ZM88 189V188H87ZM97 190V189H96ZM101 190V189H100ZM100 190H98L100 192ZM10 191V190H9ZM8 191V193H9ZM44 193L45 190L43 189ZM46 191H48V189H46ZM53 191V190H52ZM51 191V192H52ZM55 191V190H54ZM67 191V190H65ZM73 191V190H71ZM7 192V191H6ZM50 192V193H51ZM70 192V191H69ZM55 193V192H54ZM71 193V192H70ZM77 193V192H76ZM79 192L77 195L80 196ZM132 193V195H130ZM83 194V193H82ZM4 196L3 200L1 199V196ZM12 195V194H11ZM44 195V194H43ZM84 197V195H82ZM81 196V198H82ZM48 197V196H47ZM77 197H76V202H77ZM114 197H119V198H114ZM126 197V198H125ZM88 198V197H87ZM84 199V198H83ZM89 199V198H88ZM87 199V200H88ZM126 199V200H124ZM15 200V199H14ZM58 200V199H57ZM79 200V199H78ZM82 201V200H81ZM75 202V203H76ZM66 203V202H65ZM89 203V202H88ZM42 205V204H41ZM81 205V202H80ZM83 205V204H82ZM88 205V204H87ZM8 207V208H7ZM94 209V210H92ZM14 210V209H12ZM2 212V211H1ZM51 212V211H50ZM68 212V211H66ZM6 213V212H5ZM89 213V212H88ZM101 213V214H99ZM1 215V214H0ZM14 216V215H13ZM69 216V215H68ZM89 216V215H88ZM93 217V218H92ZM64 218V217H63ZM62 218V219H63ZM96 218V219H95ZM70 220L69 217L66 218L65 221ZM56 221V220H55ZM64 221V222H65ZM57 222V221H56ZM63 222V221H62ZM68 222V221H67ZM83 222V221H82ZM2 223V221H1ZM6 223V224H3ZM2 226L5 228H12L15 227L17 225V222L15 221L14 217H9L8 220H6L5 222H3ZM47 223V221H46ZM1 226V225H0ZM59 226V225H58ZM69 226V225H68ZM2 229V227H0V230ZM64 229V228H63ZM68 230V229H65ZM78 231V230H77ZM81 231V230H80ZM79 231V232H80ZM2 233V232H1ZM81 233V232H80ZM3 234V233H2ZM0 234V235H2ZM43 234V233H42ZM82 234V233H81ZM45 235V234H44ZM43 235V236H44ZM78 235V234H77ZM41 236V235H40ZM42 236V237H43ZM46 237V236H45ZM13 237L8 236V235H2L0 236V255L3 256L5 255V253H8L10 255L14 254L15 257H11V260L8 258L6 260L0 261V264H31L30 263V259H28V257H26L22 250H21V246H23L22 243L17 244L16 242L18 241H14L15 243H12ZM20 239V238H19ZM46 239V238H45ZM17 240V238H16ZM27 242V239H25ZM29 241V240H28ZM49 241V240H47ZM49 241V242H50ZM33 242V241H32ZM37 243V242H36ZM30 245V244H29ZM45 245V244H44ZM62 245L64 248L67 249V251L71 252V257L64 255L61 253V250L59 248V246ZM35 246V245H34ZM33 246V247H34ZM43 245H41L42 247ZM40 247V248H41ZM29 248V247H28ZM24 249V248H23ZM42 249V248H41ZM48 249V248H47ZM43 250V249H42ZM38 251V250H37ZM64 251V250H62ZM66 251H64L65 253ZM39 253V252H38ZM8 254V255H9ZM31 254V253H30ZM49 254V255H50ZM66 254V253H65ZM70 254V253H68ZM34 255V254H33ZM48 255V253H47ZM46 255V256H47ZM37 256V255H36ZM45 256V257H46ZM80 256L79 259L78 257ZM32 257V256H31ZM2 258V257H1ZM6 258V257H5ZM48 258V257H46ZM45 258V259H46ZM4 259V258H3ZM35 261V260H34ZM41 261V260H40ZM37 262V261H36ZM42 262V261H41ZM40 262V263H41ZM46 262V263H47ZM39 263V262H38ZM45 264V263H44Z\"/></svg>",
  "mask_w": 264,
  "mask_h": 264
}]
</instances>
